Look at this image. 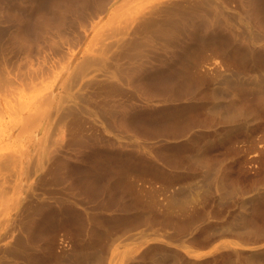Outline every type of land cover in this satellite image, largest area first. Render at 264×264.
Returning <instances> with one entry per match:
<instances>
[{"label":"rangeland","instance_id":"1","mask_svg":"<svg viewBox=\"0 0 264 264\" xmlns=\"http://www.w3.org/2000/svg\"><path fill=\"white\" fill-rule=\"evenodd\" d=\"M50 1L32 9L49 12ZM258 1L250 11L245 0H111L85 39L42 28L72 50L57 56L42 32L48 45L33 41L30 62L21 51L25 66L4 61L15 48L0 22V100L11 97L6 76L19 81L42 61L53 69L33 80L56 92L37 125L0 135V151L23 152L20 179L0 166L13 171L0 195V264H264Z\"/></svg>","mask_w":264,"mask_h":264},{"label":"bare ground","instance_id":"2","mask_svg":"<svg viewBox=\"0 0 264 264\" xmlns=\"http://www.w3.org/2000/svg\"><path fill=\"white\" fill-rule=\"evenodd\" d=\"M35 0H0V22H4L8 24V32L7 35H8V38L6 39V37H3L1 38L2 41H4L3 39L5 38L7 40H9L8 43L9 45H12L14 46L15 50L14 49H11L9 50V48H5L3 47L4 50L8 49V51H10V53H12L9 57H5L3 58L4 61L6 60L9 64L10 63H13L15 62V64H18V65H23L25 66V61H24V58L25 60H27L30 56V52L32 54V45L38 40V36L40 34H42V28H44V32L46 31L47 32V27L48 26H52L53 28H55L56 32H57V35L58 37H60L62 35V33L66 32L68 33V29H69V32L71 33V35L74 36V38L76 39H85L86 38V35H88L87 33V25H90L91 22H92V17L93 16H97L99 13H101L102 11H104L108 6L109 4L111 3L110 1L111 0H88V3L86 0H53V1H50L52 2L50 5V11L49 12H46V13H41L40 11L36 12L35 10L32 9L33 5H34V2ZM91 2L92 6L90 10L89 9V2ZM258 0H245V3H247L246 5L248 7H250L249 9H252L250 11H254L255 10V7L257 5H255V3L257 2ZM37 2V1H36ZM114 2V1H113ZM259 2V1H258ZM261 4V3H260ZM111 5V4H110ZM246 6V9L248 10V7ZM255 6V7H254ZM175 8V7H174ZM180 8V7H179ZM254 8V10H253ZM70 9V12L72 11L74 13V16L67 19L68 17L65 16L64 12L65 10H67V12L69 13V10ZM168 9V8H167ZM34 14L32 13L33 11ZM178 10V9H177ZM223 11V10H222ZM40 12V13H39ZM190 12V11H189ZM248 12V11H247ZM223 13V12H221ZM72 14V13H71ZM164 14V13H163ZM168 14V13H167ZM174 14V13H173ZM73 15V14H72ZM172 15V14H171ZM189 15V14H188ZM69 16V15H68ZM167 16V15H166ZM207 16V15H206ZM210 16V15H209ZM217 16V15H216ZM260 17V16H259ZM181 18V17H180ZM216 19V18H215ZM79 20H82L81 22ZM94 20V19H93ZM177 20V19H176ZM200 20V19H198ZM210 20V19H209ZM77 21V22H76ZM183 21V20H182ZM95 23V22H94ZM187 23V22H186ZM197 23V22H196ZM172 24V23H171ZM201 24V23H200ZM208 24V23H207ZM189 25V24H188ZM5 27V25H3ZM71 26H73L71 28ZM156 27V26H155ZM203 27V26H202ZM1 28V27H0ZM93 28V27H92ZM42 29V30H41ZM49 30L51 28H48ZM127 29V28H125ZM161 29V28H160ZM3 31V30H2ZM7 31V30H5ZM51 31V30H50ZM55 31H51V32H55ZM89 31V30H88ZM131 31V30H130ZM167 31V30H166ZM43 32V33H44ZM55 32V33H56ZM122 32V31H121ZM186 32V31H185ZM191 32V31H190ZM51 33V35L53 34ZM54 33V34H55ZM1 35H3V33L1 32L0 33ZM46 33L43 34L44 37H46L45 39H48L50 36L48 35L45 36ZM61 34V35H60ZM120 34V33H119ZM118 34V35H119ZM184 34V33H183ZM128 35V34H127ZM53 36V35H52ZM108 36V35H107ZM42 37V35L39 36V38ZM57 36L55 37H52L50 39V43H49V46L51 48H53L54 50V47H52L51 45L54 44L56 50L58 51L59 55L57 54V56H68L70 53V47H66V43H67V39H65L67 36H61L63 39H65L64 41L66 42L64 45V41L63 39H60L58 38ZM55 38H58V42L60 40V43L62 44H58L56 43ZM119 38V37H118ZM169 38V37H168ZM0 39V41H1ZM48 39V40H49ZM36 40V41H35ZM41 40V39H40ZM44 43L47 44V40L44 41V38L42 39ZM41 40V41H42ZM67 40V41H66ZM190 40V39H189ZM35 41V42H33ZM41 41H37L34 45L35 47L38 45V46H42V45H39L38 42H41ZM74 41V40H73ZM40 43V44H43ZM63 42V43H62ZM79 42V41H78ZM113 42V41H112ZM115 42V41H114ZM72 43V42H70ZM102 43V42H101ZM105 43V42H104ZM109 43V42H108ZM108 43H105L103 44L104 46H106ZM51 44V45H50ZM73 44V43H72ZM100 44V45H102ZM48 45V44H47ZM47 45H45L46 47H48ZM74 45V44H73ZM72 45V46H73ZM123 45V44H122ZM151 45V44H149ZM37 46V47H38ZM44 46V44H43ZM42 46L41 49H43L44 47ZM99 46V45H98ZM103 46V47H104ZM139 46V45H138ZM158 46V45H157ZM165 46V45H164ZM6 47V46H5ZM33 49V51L35 50L37 52V48ZM45 47V48H46ZM101 47V48H103ZM109 47V46H107ZM49 48V47H48ZM69 48V49H68ZM110 48V47H109ZM137 48V47H136ZM158 48V47H157ZM41 49H39L38 47V51L40 50L41 52ZM47 49V48H46ZM46 49L44 50V53L46 55ZM2 50V49H1ZM3 50V51H4ZM25 50V51H24ZM27 50V51H26ZM30 52H29V51ZM51 49L49 48L48 50V53L49 52H52V50L50 51ZM72 50V49H71ZM92 50V49H91ZM136 50V49H135ZM175 50V49H174ZM2 51V52H3ZM7 51V52H8ZM14 53H13V52ZM21 51H24L27 53L28 57L26 58L24 56H22V52ZM34 51V52H35ZM43 51V50H42ZM142 51V50H141ZM148 51V50H147ZM5 52V51H4ZM21 52V55L19 54ZM29 52V53H28ZM55 52V51H54ZM88 52V51H87ZM96 52V51H94ZM100 52V51H99ZM25 53V54H26ZM73 53V51L71 52ZM89 53V52H88ZM106 53V52H105ZM139 53V52H138ZM7 53H3V55ZM37 54H39L37 52ZM37 54H34L31 56L33 58L34 55H37ZM42 54V53H41ZM50 54V53H49ZM56 54L53 53V55ZM98 54V53H97ZM147 54V52H146ZM21 57H20V56ZM24 55V53H23ZM43 55V54H42ZM90 55V53H89ZM143 55V54H142ZM40 56V55H39ZM49 56V55H48ZM56 56V55H55ZM95 56V55H94ZM13 57V59H12ZM30 57V58H31ZM43 57V56H42ZM46 56L43 57V59H45ZM11 58V59H10ZM29 58V59H30ZM40 58V57H39ZM70 58V57H68ZM72 58V56H71ZM90 58V57H89ZM139 58V57H138ZM142 58V57H140ZM28 59V60H29ZM42 59V60H43ZM32 60V59H30ZM29 60V62H30ZM36 60H38L36 58ZM47 60V59H46ZM74 61L72 59H69V61ZM142 60V59H141ZM41 61V60H40ZM81 61H84V60H81ZM131 62V61H130ZM140 62V61H139ZM28 63V62H27ZM42 61V64L40 63V68L37 67V68H28L26 70L28 71H24L23 72H19V75H21V80H17V79H14L13 78V75H11V77L9 76H6L5 80H4V84L1 83L3 86V88H5V90L9 91L10 94H11V97L10 98H1L0 100V130L2 132H0V135H2L3 137L4 136H7L6 140L8 139H11L9 137H12L13 136H17V135H20V133L22 131H25V129L29 128V127H32L34 124H36L35 122L37 121V119H43V114H45L46 109L44 111L45 108H47V106H49L55 99V94L56 92L54 91H51V90H47V89H43L41 88L39 85L41 84V80L40 81H34L33 79L34 78H37L38 76V73H41V74H50L49 71H51L52 66L50 63H44ZM153 63V62H152ZM7 64V63H6ZM38 64V63H37ZM50 64V66L48 65ZM130 64V63H129ZM133 64V63H132ZM142 64V63H141ZM149 64V63H148ZM154 64V63H153ZM8 65V64H7ZM6 66V68H8V66ZM12 65V64H10ZM9 65V66H10ZM17 65V66H18ZM80 65V64H79ZM14 66V65H13ZM16 66V65H15ZM78 66V65H77ZM135 66V65H134ZM154 66V65H153ZM153 66H150V67H153ZM157 66V65H156ZM70 67V65H69ZM138 67V66H137ZM148 66H146L147 68ZM83 68V67H82ZM145 68V67H144ZM145 68V69H146ZM159 68V67H158ZM75 69V68H74ZM144 69V70H145ZM8 70V69H6ZM80 70V69H79ZM132 70V69H131ZM130 70V71H131ZM143 70V69H142ZM142 70L140 69V71H138L137 73H135L134 75H132L131 77V81L133 83H139V81L141 80L140 77L142 74ZM147 70H149V68H147ZM9 71V70H8ZM18 71H22V70H18ZM69 71V70H68ZM78 72V69L76 70ZM146 71V70H145ZM7 72V71H6ZM132 72V71H131ZM70 73V72H69ZM127 73V72H126ZM144 73V72H143ZM8 74H11V72H9ZM67 74V73H66ZM63 75V74H62ZM18 77V76H17ZM70 77V76H69ZM64 78V77H63ZM20 79V78H19ZM71 77H70V81H71ZM140 79V80H139ZM64 80V79H63ZM20 81H27V82H24L23 84H26L27 85V90L29 93H25L24 91V87L21 86V82ZM67 81V80H66ZM61 84V83H60ZM78 84V83H77ZM21 86V87H20ZM36 87H39V88H35ZM61 86V85H60ZM69 86V85H68ZM20 89H19V88ZM65 88V86H64ZM69 88V87H68ZM19 89V90H18ZM58 92V91H57ZM25 93V94H24ZM64 96V95H63ZM119 101V100H118ZM58 102V101H57ZM119 104V103H118ZM117 105V104H116ZM51 106V105H50ZM124 107V106H123ZM148 108V107H147ZM121 110V109H120ZM147 110V109H146ZM121 114V113H120ZM42 117V118H41ZM39 119V121H40ZM46 119V118H45ZM50 119V118H49ZM38 121V122H39ZM13 125V126H10V125ZM37 125V124H36ZM37 131V130H36ZM3 133V134H2ZM31 133H32V130H31ZM37 133V132H36ZM1 136V138H2ZM18 137V136H17ZM15 137V138H17ZM34 137V136H33ZM14 138V139H15ZM19 138V137H18ZM21 138V137H20ZM83 139V138H81ZM3 140V139H2ZM36 140V139H35ZM34 140V141H35ZM5 141V140H4ZM33 141V142H34ZM39 141V140H38ZM1 142V141H0ZM7 142V141H6ZM13 142V141H12ZM15 142V141H14ZM21 142V141H19ZM37 143V141H36ZM39 143V142H38ZM22 144V143H21ZM18 144L16 143V146ZM34 145V144H33ZM19 146V145H18ZM17 146V147H18ZM20 147V146H19ZM22 147V146H21ZM36 148V147H35ZM14 149V148H13ZM27 149V148H26ZM25 149V150H26ZM24 150V149H23ZM22 150V151H23ZM35 151V150H34ZM26 152V151H25ZM22 155H23V152H21V150H16L15 151H6V152H2L0 151V166H3L5 168L8 167V165L10 166L11 164V167H13L12 169H9V170H13L15 172V174L17 173V176H15V179H20L23 175V171H22V165L21 166H18V169L15 170L16 166L20 164V162L22 163ZM3 167H2V170L3 171ZM15 167V168H14ZM5 168V169H6ZM6 170L7 172H13V171H9V170ZM5 170L4 172H0V195L1 193L4 191V188L5 186L7 185V182H9V174L10 173H7ZM65 176V175H63ZM61 177V176H60ZM10 185V184H9ZM4 195V194H3ZM3 222V221H2ZM2 222H0L1 224H3ZM4 225V224H3ZM1 227V225H0ZM2 228V227H1Z\"/></svg>","mask_w":264,"mask_h":264},{"label":"trees","instance_id":"3","mask_svg":"<svg viewBox=\"0 0 264 264\" xmlns=\"http://www.w3.org/2000/svg\"><path fill=\"white\" fill-rule=\"evenodd\" d=\"M264 232V220H262V222H260V227H259V230H258V233L260 235V233ZM253 237V236H252ZM264 237H257L255 239V241H260L261 239H263ZM251 240H254L253 238H250Z\"/></svg>","mask_w":264,"mask_h":264}]
</instances>
